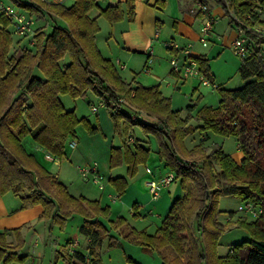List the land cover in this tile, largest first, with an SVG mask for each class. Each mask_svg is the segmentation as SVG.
<instances>
[{
	"label": "trees",
	"instance_id": "1",
	"mask_svg": "<svg viewBox=\"0 0 264 264\" xmlns=\"http://www.w3.org/2000/svg\"><path fill=\"white\" fill-rule=\"evenodd\" d=\"M9 1L30 15L47 17L52 24L46 32L36 28L33 48L20 43V50L10 53L12 22L7 15H0V196L11 192L20 199L22 208L40 205V218L50 223L63 225L73 214H80L83 222L79 231L89 239V249L86 255L75 251L72 257L76 264H99L103 240L108 238L109 246L117 241L99 220L109 214V207L71 195L22 143L23 137L30 135L48 154L62 158L67 141L77 136L79 124L91 134L97 132L86 117L79 118L73 109H65L60 99L62 94L77 98L91 91L106 106L114 132L121 138L120 146L110 147V168L125 164L127 176L132 177L138 165L147 163L148 141L135 137L129 142L133 127L138 125L145 136L155 137L159 159L172 171L174 180L179 179L183 189L188 183L194 187V198L186 210L182 198L174 199L154 233L137 230L118 217L113 225L120 235L132 244L159 252L162 264H264V32L254 27L257 23L264 26V0L198 1L206 7L209 2L221 7L230 24L243 29L247 51L238 67L246 82L236 88L218 85V104L199 108L196 116L201 124L197 126L189 124L190 114L182 117L173 109L170 99L156 86L123 80L97 48V17L103 16L109 23L124 17L130 20L132 0L98 9L94 17L89 12L99 8L98 0H73L69 5L63 0ZM197 61L208 76V59L198 57ZM186 108L190 111L193 105ZM199 127L222 137L234 136L242 159L237 162L221 144L204 145L207 134L188 149L184 139ZM108 181L118 194L127 186L123 176ZM222 194L251 201L261 213L254 220L237 219L236 224L245 228L250 238L235 243L220 256L216 248L224 228L217 222L216 202ZM14 233L15 246L5 242V232L0 233V262L25 259L18 255L21 241L16 229Z\"/></svg>",
	"mask_w": 264,
	"mask_h": 264
},
{
	"label": "rangeland",
	"instance_id": "2",
	"mask_svg": "<svg viewBox=\"0 0 264 264\" xmlns=\"http://www.w3.org/2000/svg\"><path fill=\"white\" fill-rule=\"evenodd\" d=\"M2 1L7 3L9 0ZM71 3L72 0H65L66 5ZM10 4L18 10H24L17 5ZM95 12L96 10L93 9L89 14L92 16ZM163 16L164 15L161 17ZM31 17L33 22L35 21V26L32 25V32L29 35L21 37L12 32L13 45L10 49V53H15L20 50V43L33 48V35L36 28L40 27L45 32L51 29L52 21L47 17L36 18L35 14H32ZM167 19L168 21L170 20L169 17L165 15L164 20H166V22ZM228 20V16L219 17L215 23L217 34L213 35L212 38L211 36H208L205 45L198 42L196 44V49L208 57L209 72L212 73L215 84H220L221 87L224 88H236L242 86L246 82V79H243L238 72V65L241 56L237 54L232 45H230L231 37L229 34L230 30L227 28ZM58 22L61 25H65V22L61 19H58ZM98 22L100 25V31L96 40L97 48H99L103 54H111L112 60L117 62V57L113 55V51H116L114 37L106 39L109 32H113V29L103 16H99ZM256 27L264 32L263 25L259 26L256 24ZM163 29H167V26H164ZM18 39L20 42H16ZM172 56L170 54L168 57L162 55L161 58H153L154 60H152L151 57H148L144 66L141 61H139L137 63L138 65L136 64V67L127 66V68L124 69L119 67V72L127 82L131 81L133 78L135 81L143 82L142 84L144 85H153L160 82L159 88L163 92L162 94L170 99L171 107L175 109L179 108L182 117L190 114L189 124L193 126L200 125L201 122L196 116L197 112L203 105L216 106L218 104V89L214 88L212 85H202L196 77L183 78L186 79L184 83H178L176 77L169 74L171 69L169 60ZM36 73L39 77H43L40 71L36 70ZM60 99L65 109H73L79 118L86 117L92 125L98 128V131L91 134L87 131L84 125L79 124L77 126V136L68 140L66 143L67 156L61 160H56L55 163H59L58 165L53 164L52 162L44 161V163L48 169L50 168L54 170L59 178L70 186V192L75 194L84 193L91 197H98L101 191L98 184L92 181V173L89 172L87 177H84L79 168L90 167L93 163H96V167L102 175L101 184L106 187V190L108 187H112L108 181L110 176H116L115 174H126L124 166L120 165L114 168L108 166L110 147L120 143L121 138L114 132L113 122L106 106H104L101 100L93 92L87 91L85 97L77 98H73L68 94H62ZM187 103L193 105L192 110H187ZM93 105L97 107L96 111H92L91 107ZM105 117H108V119ZM140 117L143 116L140 115ZM205 134L208 135V138L203 141L204 145H210L213 143L221 144L224 152L231 156L238 151L237 141L234 136L230 135L222 137L215 132L210 130L205 131L200 127L184 139L186 147L191 149L198 145ZM143 135L144 134L138 125L133 127V139H135V137H143ZM22 141L27 150L31 152L33 151L37 155L40 154L37 150V143L33 141L30 135L23 137ZM155 142L157 144L156 139ZM149 155L150 159L147 161V166H149L155 174H158L159 170H162L163 172L164 169L165 171V166L162 163L163 161L159 159L158 154L151 150ZM145 166V164L138 165L136 174L133 177H127L129 178V185L121 198L117 199L115 202H112L110 199L107 200L105 197V200H101L103 204L102 206L105 207L108 205L110 207V212L107 216H100L101 221H103L102 224L109 229L111 235L117 238L116 242L118 243L114 246H108V238L103 241L99 248V264H162V258L159 252L128 242L120 235L118 230L115 229L113 221L118 218V215L126 216L128 222L136 228L145 229L148 232H155L167 214L174 199L182 198L183 211H185L192 203L195 195L193 185L188 183L183 189L180 185L179 179L172 181L169 186L162 188L158 198L152 200L145 184L146 177H148L147 175H152L145 172ZM113 190L115 191V189ZM9 195L11 197L13 196L12 193ZM14 201H18V198ZM135 201H138V203L142 205L140 207L139 216L133 214L132 204ZM244 202L245 201L240 197L231 194H222L218 197L216 202V209L219 210L217 222L224 228L218 238L216 248L217 254L220 256L226 255L235 243L250 238L249 232L245 228L236 224L239 217H244L247 220L255 219V217L238 210V206ZM148 209H151V211ZM67 220L63 225L47 221V226L54 227V234L56 236H64L65 231L71 235L77 230V226L81 222L82 216L77 213L74 214L70 220ZM58 232L59 234H57ZM78 236L79 240L84 242V237L80 234ZM166 253L171 255L170 251H167ZM16 263L18 264V262L13 261L5 264ZM31 263V260H28L24 264ZM0 264L4 263L2 262ZM41 264L53 263L50 256H46ZM61 264L69 263L62 259Z\"/></svg>",
	"mask_w": 264,
	"mask_h": 264
},
{
	"label": "crops",
	"instance_id": "3",
	"mask_svg": "<svg viewBox=\"0 0 264 264\" xmlns=\"http://www.w3.org/2000/svg\"><path fill=\"white\" fill-rule=\"evenodd\" d=\"M44 1L51 2L52 0L51 1L44 0ZM63 1L65 3V0ZM124 1L125 0H98L99 8L95 9L96 12L92 16L93 17L97 16L99 11L98 9H103L108 5H114L118 2H124ZM198 1L201 0H132V7H133L132 19L129 20L127 19V17H124L120 21L109 23L113 29V32L112 31L109 32L106 39H109L110 37H114L115 40L114 44L116 51H113L114 53L113 55L117 57V62L112 60L111 54L110 55L103 54V52L98 48L100 53L102 54L103 57L108 58L113 63L120 76H121L119 72L120 68L124 69L127 68V66L136 67L139 61H141V63L144 66L148 57L149 58L151 57L152 60H154L157 57L161 58L162 55H166V57H168L170 54L171 56L173 55L172 57H177L179 59H182V57L185 55L184 54L185 49H188L189 55L195 57L196 59L198 57L208 58L205 54L200 53V51L196 49V44L198 42L201 43L199 38L200 27L208 20L212 21V30L209 35L212 38L213 35L217 34L215 30V23L217 22V19L219 17H223V16L227 17V16L224 14V11L221 7L215 5L212 2L209 3L203 2L207 5V9L205 11L201 10L197 6ZM7 3L10 4L11 2L8 1ZM22 12H24L26 15L31 17V15L26 10H23ZM162 15L164 16L161 17ZM165 15H167L170 19L169 21L167 19V22L166 20H164ZM261 17L264 20V15H262ZM36 18L38 17L36 16ZM98 21H99V16L97 17V22ZM33 25L35 26V21L33 22ZM227 25H228L227 28H229L230 30L229 34L231 37L230 39L231 44L230 42L229 44L232 45V42L237 37V31L230 24L229 20L227 21ZM257 25L260 26L261 24L257 23ZM164 26H167V29L164 30L163 29ZM254 27L259 30V28L256 27V25ZM99 31H100V25H99ZM99 31L96 33V37H95L96 44H97L96 42L97 35ZM169 74L173 77H176V81L178 83H184V81L186 80L180 77L175 72H173L172 69H170ZM208 77L214 83L212 73L209 72V67H208ZM121 78L123 79L122 76ZM128 82H131L132 85H135V82L138 81H135L133 78L131 81ZM218 85L221 87L220 84ZM145 86H156L159 89V91L163 93L159 88L160 82L158 84L145 85ZM189 105L192 104L187 103L186 107ZM177 110H179L181 114V110L179 108H177ZM105 118L108 119V117ZM138 138L147 140L148 144L145 143L144 144L146 146L147 145L149 146L150 152L151 150H153L157 154L158 145L155 142L154 136L149 134L146 136L143 135V137H138ZM133 140H134L133 138H129L130 143H133ZM120 144L121 142L116 144L115 146H120ZM37 148H38L37 150L40 152L39 154L40 156L34 153L33 151L31 152L27 150V148L25 147V149L29 153H32L36 157V159L51 174L55 175L56 178L66 186L68 192L73 196H83L89 200H98L102 206L103 204L101 200H103L104 197L107 200L110 199L112 202H115L117 199L122 197V194L128 188L129 178H127L128 177L127 174L125 175L115 174L116 176H110L109 178H115L119 176H123L126 178L127 186L122 194H118L116 191H114L113 186L108 187L107 190L106 187L103 186V188L100 189L101 193H99L98 197H91L88 194H84V193L75 194L73 192H70L71 191L70 186L64 181H62L54 170L50 168L48 169L46 167V164L44 163L45 161V162H52L53 164L58 165L59 163H55V161L65 158L67 156V149H65V156L58 159L48 154L39 145H37ZM237 148L238 151L236 152V154L232 155V157L237 162H239L242 159L243 154L239 149L238 143H237ZM148 159H150V155ZM145 165H146L145 172L150 173L152 175V176L147 175L148 177H146V181L158 180L162 176L173 174L172 171H170L166 167H165V171L164 169L163 172L162 170H159V173L155 174L154 171L149 166H147V163ZM108 166H109V156H108ZM121 166H124L126 170L125 164H122ZM146 167L150 168V172L146 171ZM10 193L11 192H7L0 196V233L5 232L6 233L5 242L10 246H15L17 244V238L14 233V230L16 229L18 231L20 236L19 239L21 241L20 246L18 247V255L25 257L24 261L18 262V264L19 263L24 264L28 260H31L32 262L31 264H41L46 256L47 257L50 256L53 264H61L62 259H64V261H66L69 264L70 263L76 264L75 263L76 260L73 259L72 257V254L75 251L82 252L85 255L88 253L89 239L86 238L84 235H82L79 231L83 219L78 224L77 230L73 232L71 235L66 233L65 231L64 236L61 237L56 236L54 234V227L47 226L48 224L47 220L44 221L43 218H40V214L42 212V207L40 205H33L30 207L22 208L20 199L15 195L11 197L9 195ZM17 198L18 201H14ZM141 206L142 205H140L138 201L133 202L132 209L134 215H138V216L140 215L139 211ZM148 210L151 211V209ZM72 216H70L68 220H70ZM118 217H122L123 219H125L126 223L129 226L134 227L135 229L138 230V228H136L135 226H133L128 222L126 216L118 215ZM99 220L101 221L100 217ZM101 222L103 223V221ZM78 233L84 237V242H81L79 240ZM148 233L152 234L154 232H148ZM57 234H59V232Z\"/></svg>",
	"mask_w": 264,
	"mask_h": 264
},
{
	"label": "built area",
	"instance_id": "4",
	"mask_svg": "<svg viewBox=\"0 0 264 264\" xmlns=\"http://www.w3.org/2000/svg\"><path fill=\"white\" fill-rule=\"evenodd\" d=\"M53 2H59L62 0H52ZM197 6L201 10H206L207 7L203 4L198 3ZM5 14L10 17L12 22V32L18 34L21 37H25L32 32L33 19L26 15L21 10L16 9L13 5L5 3L0 0V15ZM212 30V21L208 20L200 27V41L203 45L206 44V39L210 35ZM237 37L232 42V47L237 54L240 56L245 55L247 48L244 44V38L242 36L243 29L241 27L236 29ZM176 47V45H175ZM184 56L182 59L177 57H172L170 59V65L173 72L178 74L182 78L196 77L202 85L209 86L212 85L214 88H217L218 85L213 83L208 76L201 70L200 65L197 59L189 55V50H184ZM92 111H96L97 107L92 106ZM82 175L87 177L89 172L92 173V181L98 184L100 189L103 188L101 184L102 175L99 173L96 163H93L90 167L79 168ZM146 171L150 172V168L146 167ZM172 181H174V175L168 174L160 177L158 180H147L146 186L150 193L151 199L156 200L159 196V193L162 188L167 187ZM238 210L251 215L252 217H257L261 213V208L251 201H245L244 203L238 206Z\"/></svg>",
	"mask_w": 264,
	"mask_h": 264
}]
</instances>
